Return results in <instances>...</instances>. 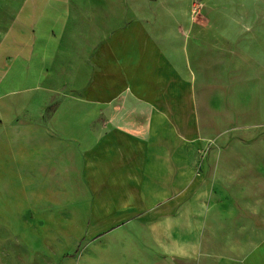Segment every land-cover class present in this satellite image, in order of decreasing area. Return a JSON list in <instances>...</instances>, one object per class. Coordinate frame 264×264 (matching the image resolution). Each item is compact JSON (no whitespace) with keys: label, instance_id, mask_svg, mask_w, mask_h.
<instances>
[{"label":"crops","instance_id":"crops-1","mask_svg":"<svg viewBox=\"0 0 264 264\" xmlns=\"http://www.w3.org/2000/svg\"><path fill=\"white\" fill-rule=\"evenodd\" d=\"M50 2L21 7L19 25L35 30L29 42L16 34L5 40L11 56H0V98L17 63L21 74L41 77L37 103L10 107L16 117L60 124L43 136L48 160L64 169L60 187L86 195L77 231L85 242L65 259L264 264V0H257V67L249 77L213 65L201 77L191 57L190 0L184 8L183 0ZM85 27L91 35L80 33ZM215 74L223 75L220 85ZM20 135L31 155L43 139ZM63 195L56 201L65 211Z\"/></svg>","mask_w":264,"mask_h":264},{"label":"rangeland","instance_id":"rangeland-1","mask_svg":"<svg viewBox=\"0 0 264 264\" xmlns=\"http://www.w3.org/2000/svg\"><path fill=\"white\" fill-rule=\"evenodd\" d=\"M46 1L59 2V5L68 1L82 7L87 5L85 0H0V46L3 47L0 56H11L7 53L9 43L6 39L10 40L16 34L29 42L34 33L33 27L19 25L23 14L21 7ZM185 2H182L183 8ZM188 7L193 20L188 31L193 36V45L197 41L191 57L201 77L205 76L206 67L212 65L234 68L249 77L257 67V0H190ZM57 29L54 28L59 36L61 32ZM47 30L44 28L41 34L46 35ZM80 30L85 36L93 31L90 27ZM185 33L183 30V35ZM17 66L5 75L3 88L7 94L0 98L4 104L0 112L4 116L0 122V135L6 151L0 157V264H74L76 260L65 258L74 256L77 253L74 250L85 242L77 231L84 226L82 216L86 209L82 200L86 195L75 186L60 187L64 169L61 164L55 165L48 160L43 136L51 128L58 130L56 125L60 124H46L45 119L29 121L24 116L16 117L10 107L14 102L37 103L45 93L43 85L35 87L40 76L21 74ZM214 79L220 85L223 75L215 74ZM218 88H215L216 99L221 98ZM246 88L249 90V86ZM13 89L16 94L8 93ZM65 91L71 90L65 88ZM29 132H37L43 137L37 140L38 145L32 146V155L30 140L21 135L17 137L19 133ZM63 193L69 198L65 211H62V204L57 203ZM46 196H53L54 203H45ZM62 228H69L70 232L65 234Z\"/></svg>","mask_w":264,"mask_h":264}]
</instances>
